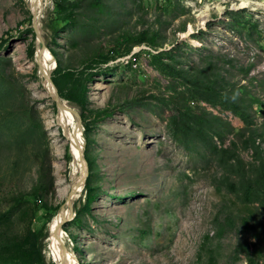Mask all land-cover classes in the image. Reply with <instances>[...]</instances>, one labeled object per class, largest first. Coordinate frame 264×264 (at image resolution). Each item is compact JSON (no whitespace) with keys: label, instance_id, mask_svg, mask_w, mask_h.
Segmentation results:
<instances>
[{"label":"rangeland","instance_id":"rangeland-1","mask_svg":"<svg viewBox=\"0 0 264 264\" xmlns=\"http://www.w3.org/2000/svg\"><path fill=\"white\" fill-rule=\"evenodd\" d=\"M41 1L0 0V264H264V187L229 157L264 165V0ZM48 74L86 106L76 198Z\"/></svg>","mask_w":264,"mask_h":264},{"label":"trees","instance_id":"trees-1","mask_svg":"<svg viewBox=\"0 0 264 264\" xmlns=\"http://www.w3.org/2000/svg\"><path fill=\"white\" fill-rule=\"evenodd\" d=\"M59 3V2H58ZM55 19V22H54V24H53V28L54 29H57V27H60V26H58V25H60L59 24V22L60 21H62V19H60V18H54ZM53 81H54V83H55V85L57 86V89H58V92H59V94H60V96L61 97H64V98H66V99H69V100H71V101H73L75 104H76V106L79 108V114H80V117H81V121H82V123H83V125L85 126V130H84V138H85V140H86V145H85V151H84V154H85V157H86V159H87V163H88V177H87V179H86V186L89 188V183H90V177H91V175L93 174L92 173V171H93V164H92V161H91V159L89 158V156H88V147H89V141H90V137H89V134H88V124H86L85 123V116H86V114H85V109H86V106H85V104L82 102V101H80V100H77V99H75V98H73V97H71V96H69V95H67L63 90H62V88L60 87V85L58 84V82H57V80L56 79H54L53 78ZM252 106V105H251ZM264 108V106L261 104V106H260V109H263ZM264 110V109H263ZM241 118H242V120L245 122V123H247V118L246 117H244V115H241ZM221 119V118H220ZM222 120V122L227 126V127H232V124H231V122L230 121H226V120H224V119H221ZM247 125L245 126V127H242L241 129H239L238 130V132H236V135L237 136H244L245 137V140L246 141H249V139H250V137L249 136H246L247 135ZM221 137V136H220ZM233 145L235 146V141H233ZM234 146L233 147H230V152H229V157L232 159V160H236V161H234V162H236V166L238 167V170L239 171H241L240 172V175L243 177V178H245V176H250V174H251V171H253L254 172V174L256 175V177H255V180H259V181H261V182H258V185H259V187H261V185H263V187H264V165H261V162H257V161H251V162H248L247 163V165L245 164V163H240V161H241V157L238 155V154H236V151H234L232 148H234ZM228 157V156H227ZM264 162V161H263ZM45 164L42 162V170H41V174H43V173H45L46 172V169H45ZM249 184H250V186H251V184H252V182H247V183H245V184H243L242 185V189H245V188H248V189H246L245 190V193H247L248 191H249V188H250V186H249ZM219 189H220V192L222 191V189L219 187V185H216ZM249 186V187H248ZM36 195L38 196V198L40 197L41 198V195L39 194V192H37L36 193ZM11 199H13L12 200V204L13 205H15V206H18L19 204H20V202L22 201V197H19V196H17V195H12L11 196ZM87 203V202H86ZM85 203V204H86ZM43 204H42V201L41 200H38L37 201V203H35V210L36 211H39V210H43ZM46 211H48V210H46ZM42 213H44V212H42ZM45 213H47V212H45ZM44 217V219H46L45 218V216H43ZM40 236L42 237V236H44L43 234H42V231L40 230ZM39 250H40V252H41V245H40V247H39Z\"/></svg>","mask_w":264,"mask_h":264},{"label":"bare ground","instance_id":"bare-ground-1","mask_svg":"<svg viewBox=\"0 0 264 264\" xmlns=\"http://www.w3.org/2000/svg\"><path fill=\"white\" fill-rule=\"evenodd\" d=\"M29 2L31 3V4H33L34 2H36L37 3V0H29ZM47 5H48V0H46V2L44 3V0H42L41 2H40V4H38V5H36V9H37V13H39L40 12V10L42 9V8H47ZM35 9V10H36ZM39 53H40V50H39ZM41 53H42V55H41V63H42V65H43V67L46 69V72H47V70H48V65H47V62H48V64L50 63L49 62V60L47 59L46 60V56H44V55H46L45 54V49L44 48H42L41 47ZM40 53V54H41ZM50 71H51V66L49 65V71H48V73H50ZM48 76H49V74H48ZM47 76V77H48ZM46 81V80H45ZM54 89H56L55 87H54ZM64 103H66V104H68L67 102H64ZM61 108V112L62 111H64V108H66L68 111H70V112H72L71 111V109L69 108V107H60ZM65 112V111H64ZM63 113V112H62ZM59 114L60 113H58V116H59ZM64 116V115H63ZM68 116L70 117V120L72 121V125L70 126V125H66L65 126V128L66 129H68V130H70V132L72 133V135H73V137H74V140H75V142H76V144H75V147H77V152H76V155H75V157H74V162H73V165H74V170L72 171V173H71V178H72V180H73V182L75 183V185H74V187H75V190L76 191H74V194H73V196H74V198H76L77 196H79L80 195V192L82 191V185H83V182L81 183V181H82V179H83V174H84V171H83V169H84V166H83V162H82V160H81V149H80V146H81V143H83V136H82V129H80V128H78V125H77V123L74 121L73 122V120H74V115L71 113V114H69L68 113ZM62 118V117H61ZM63 124V123H62ZM74 147V148H75ZM76 156H77V159H76ZM70 196H72V195H70ZM69 196V197H70ZM80 198V197H79ZM72 200V199H71ZM73 204V203H72ZM69 214H70V212H69ZM68 218V213H67V211L66 210H62V211H60L57 215H55V217H54V219H53V222H52V225L53 226H55L56 225V227L58 226V225H60L65 219H67ZM56 231V230H55ZM59 236V235H58ZM59 238V237H58ZM54 240H55V238H54V236L51 234L50 236H49V238H48V247H49V249L51 248V247H53V243H54ZM57 242V241H56ZM63 242L64 241H61V243H60V252H62V254H63V256H64V247H63ZM55 250V249H54ZM57 255V254H56ZM70 256V255H69ZM60 257H62V256H60ZM57 258V257H56Z\"/></svg>","mask_w":264,"mask_h":264},{"label":"water","instance_id":"water-1","mask_svg":"<svg viewBox=\"0 0 264 264\" xmlns=\"http://www.w3.org/2000/svg\"><path fill=\"white\" fill-rule=\"evenodd\" d=\"M55 64H56V63H55ZM48 78H49V81H50V87L52 88L51 93H50L51 97L53 98V100L56 101L58 107H63V108H64V107H69V108L71 109V111L74 112V113L77 115V117H78V124H77V125H78V128L81 129V128L83 127V123H82V121H81V117H80L79 111H77V110H76L74 107H72L71 105L64 103V102H66V101H64V100L62 101V99H61V97H60L59 94H58L57 88L55 87L54 82H53V80H52L50 74H49ZM54 87H55L56 89H54ZM83 140H84V137H83ZM84 151H85V143H84L83 148H82V150H81V160H82V162H83V166L86 168V172H85V174H84V176H83V179H82L81 183H82V182H85V180H86V175H87V173H88V167H87V165H86V161H85V157H84ZM63 207H64V205H63ZM63 207H62V208H63ZM67 220H68V219H67Z\"/></svg>","mask_w":264,"mask_h":264}]
</instances>
